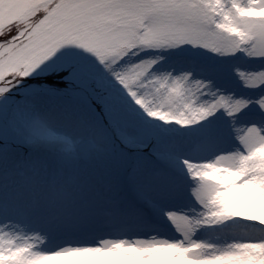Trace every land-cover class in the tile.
Masks as SVG:
<instances>
[{"label": "rangeland", "instance_id": "374dc122", "mask_svg": "<svg viewBox=\"0 0 264 264\" xmlns=\"http://www.w3.org/2000/svg\"><path fill=\"white\" fill-rule=\"evenodd\" d=\"M124 3L168 5L165 22L153 30L146 21L137 24L136 16L151 11L144 8H105L103 16L91 15L75 25L66 22L68 16H79L82 10L64 5ZM5 40L8 43H3ZM68 44L103 56L108 65H120L122 78L129 81L128 96L145 111L180 113L186 104L210 100L217 92L250 102L238 115L243 117L238 124L259 119L256 101L262 93L253 89L258 86L245 87L243 83L264 72V59L259 58L264 56V0H0V89L10 97V103L0 106V168L8 174L10 191L21 173L47 171L66 184L84 175L119 176L132 200L147 209L151 205L148 170L152 161L170 157L166 141L197 144L231 119L221 110L187 127L151 120L149 126L164 141L145 137L144 143L150 142L151 147L126 146L106 123L99 85L89 82L78 87L70 77L65 78L66 88L72 90L40 85L41 77L58 72L51 71L45 61ZM138 45L143 46L141 54L152 55L144 64L121 68L126 51ZM234 52L237 55L233 56ZM25 74L33 81L18 84L17 78ZM185 75L190 81H202L203 87L195 92H173L174 82ZM87 94L95 104L84 96ZM22 130L51 150L25 146ZM57 141H64L65 153L56 150ZM242 143L246 154L225 153L214 162L198 165L207 173H198L203 193L219 204L224 214L223 219L202 225L216 229L206 234L209 242L185 245L155 234L148 237L109 213L77 211L57 197L49 216L55 236L50 245L91 247L111 264H264L259 229L254 236L234 229V250H221L226 230L220 225L227 219L247 221L250 226L264 224V133L257 129ZM184 231L191 234L192 226L185 224ZM20 239L25 244L14 247L16 241L0 233V264H44L41 259L47 256L34 253L44 247L42 242L31 236L21 235Z\"/></svg>", "mask_w": 264, "mask_h": 264}, {"label": "clouds", "instance_id": "9594fccd", "mask_svg": "<svg viewBox=\"0 0 264 264\" xmlns=\"http://www.w3.org/2000/svg\"><path fill=\"white\" fill-rule=\"evenodd\" d=\"M151 6L149 3H124L107 6L106 9H147ZM3 43L8 41L5 40ZM142 47L139 45L130 47L122 57L121 68L144 64L152 53L141 54ZM23 79L25 78H17V83H22ZM243 84L245 87L248 86L246 82ZM208 87L211 91L210 81ZM257 88L262 93L256 101L259 119H250L248 123L238 124V120L243 117L227 115L231 118L230 121H224L210 133L209 137L197 144H181L177 140L166 141L170 157L152 161L148 170L147 187L151 205L147 209L132 200L119 176L101 178L84 175L72 184H66L47 171L34 172L31 175L21 173L20 179L14 182L15 186L10 191L8 174L0 168V233L8 240H15L14 247L25 244V240L20 239L21 235L31 236L41 241L45 247L52 244L55 236L49 226V216L53 200L59 197L62 202L75 206L77 211L93 215L109 213L119 222L148 237L155 234L169 242L185 245L199 241L209 242L206 240V234L216 229L202 225L223 219L224 214L221 206L213 203L211 197L203 193L198 173L202 174L205 170L198 165L214 162L225 153L246 154L247 150L242 140L249 133H253V130L258 129L264 133V107L258 104L259 100L264 99V87L258 86L253 89ZM247 102L246 109L250 104ZM8 103L10 97L0 93V106ZM20 134L22 142L30 149L51 150L48 146L29 139L23 130ZM184 161H188L191 167ZM12 192L15 194H11ZM185 224L192 226L191 234L184 231ZM220 227L226 230L223 240L225 246L221 248L222 251L234 250L232 247L236 242L234 229L237 228L245 230L242 235L250 236L256 235L259 229L260 239L264 240V224L250 226L247 221L227 219Z\"/></svg>", "mask_w": 264, "mask_h": 264}, {"label": "snow or ice", "instance_id": "6c2138e0", "mask_svg": "<svg viewBox=\"0 0 264 264\" xmlns=\"http://www.w3.org/2000/svg\"><path fill=\"white\" fill-rule=\"evenodd\" d=\"M107 6L111 5H68L67 8L81 9L82 12L79 16H68L66 22L69 25H75L91 15L103 16L105 13L102 10ZM57 7L60 6L58 5ZM168 7L165 4H152L150 8H147L151 11L136 16L135 22L138 24L146 21L150 30L157 29L165 22L166 13L164 10ZM52 15L53 13H49V16ZM235 55L237 53L234 52L233 56ZM259 58L264 59V56ZM45 64L49 65L51 71H58L65 78H72L78 87L86 86L89 82L99 85L104 93L102 102L100 103L103 113L107 118L106 123L113 135L122 144L130 147H151L150 142L148 144L144 143L145 137L149 141L153 138L164 141L160 133L149 126L148 121L158 120L164 125L175 124L180 127H187L196 125L221 110L227 115H239L248 106V102L245 100L213 92L210 100L206 99L204 102L197 101L194 105L186 104V110L180 113L166 112L162 114L156 111H145L143 108H140L138 102L133 101L131 96H128L126 85L129 81L122 78V73L119 71L120 65L112 66L106 64L103 56L93 55L91 51H85L74 44H68L55 51V54L50 57V60H46ZM41 66L43 67L44 65ZM239 75L243 76L244 73L239 72ZM24 78H27V74L24 75ZM246 83L253 87H264V72H260L253 78L246 80ZM202 87V81H190V77L185 75L174 82L172 90L176 93H180L181 91L195 92ZM2 92L3 90L0 89V93ZM133 104L136 106L133 107ZM258 104L264 107V99L259 100ZM145 117H147V120H145ZM254 132L255 130H253ZM184 163L188 167H191L188 161H184ZM200 175H207V173ZM11 255L15 256L16 253L12 252Z\"/></svg>", "mask_w": 264, "mask_h": 264}, {"label": "bare ground", "instance_id": "6f19581e", "mask_svg": "<svg viewBox=\"0 0 264 264\" xmlns=\"http://www.w3.org/2000/svg\"><path fill=\"white\" fill-rule=\"evenodd\" d=\"M64 138V137H63ZM65 139V138H64ZM58 152L67 151L66 144L64 141H57ZM63 144V147H62ZM52 147V146H51ZM59 147V148H58ZM61 147V148H60ZM42 247H40L41 249ZM44 250L38 249L34 251L35 254H39L41 257L47 256L46 258H40L45 261L44 264H70L74 260H80L83 264H111L108 258L95 249L89 248H73L72 246H61L60 245H47L43 247ZM239 256V255H238Z\"/></svg>", "mask_w": 264, "mask_h": 264}, {"label": "trees", "instance_id": "16d2710c", "mask_svg": "<svg viewBox=\"0 0 264 264\" xmlns=\"http://www.w3.org/2000/svg\"><path fill=\"white\" fill-rule=\"evenodd\" d=\"M33 79L34 78H25V79H23V81H25V82H27V83H29V80H30V82L31 81H33ZM36 79H39L38 77L36 78ZM40 81H42L43 83H41L40 85H43L44 87H46V88H51V89H55V88H53V86L55 85H62L63 87H65V89H70V90H72V89H74V88H66L67 86V80L65 79V76L62 74V73H60V72H56L54 75H52V76H50V77H48V78H46V77H41L40 78ZM17 90V89H16ZM71 92V91H70ZM14 94H16V95H18L19 94V92L18 91H16ZM69 94H73V93H69ZM84 96H88V100H90L91 102H93L94 104L96 103L95 102V100L92 98V97H90V95H84ZM87 98V97H86Z\"/></svg>", "mask_w": 264, "mask_h": 264}]
</instances>
